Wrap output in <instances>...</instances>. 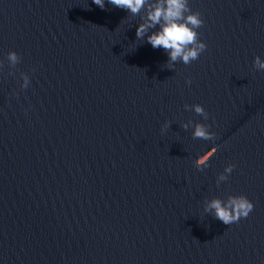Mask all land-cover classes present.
Instances as JSON below:
<instances>
[{"label": "water", "instance_id": "95a60500", "mask_svg": "<svg viewBox=\"0 0 264 264\" xmlns=\"http://www.w3.org/2000/svg\"><path fill=\"white\" fill-rule=\"evenodd\" d=\"M188 2L207 48L169 69L108 0H0V264H262L264 0ZM229 194L254 209L225 225Z\"/></svg>", "mask_w": 264, "mask_h": 264}, {"label": "clouds", "instance_id": "9594fccd", "mask_svg": "<svg viewBox=\"0 0 264 264\" xmlns=\"http://www.w3.org/2000/svg\"><path fill=\"white\" fill-rule=\"evenodd\" d=\"M93 3L102 10L105 9V0H93ZM108 3L126 10L132 17H139L140 22L136 28V40L147 39L154 49H163L168 54V68L173 69L175 64L182 62L189 65L199 59L202 52L207 48L206 43L200 39V29L204 25L201 13L193 11L190 8L188 0H108ZM158 26V27H157ZM150 33V34H149ZM21 57L16 51L7 53V62L10 68L20 62ZM4 66L0 61V69ZM253 68L258 71H264V59L259 55L253 60ZM21 88L27 89L30 84V77L27 73H21ZM191 78H186V83L191 84ZM18 95V93H16ZM186 110L192 111L205 120L209 113L200 103L193 105L185 104ZM185 130L190 126L194 128L192 132L193 139L213 140L215 133L210 131V125L188 120L181 125ZM170 127V122L165 121L161 125L164 131ZM214 152L217 151L215 147ZM201 155L195 160L198 169L203 170L208 167L209 159H202ZM236 166L227 164L224 171L219 173L216 184L219 186L222 182L228 180ZM254 209L253 202L244 194H229L226 199L213 197L204 202V212L211 213L216 219L225 225H231L247 218ZM264 264V261H262Z\"/></svg>", "mask_w": 264, "mask_h": 264}]
</instances>
